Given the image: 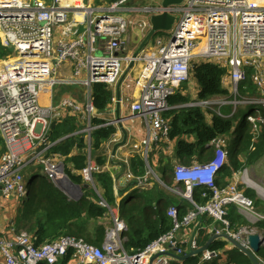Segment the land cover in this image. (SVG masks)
Segmentation results:
<instances>
[{
  "label": "built area",
  "instance_id": "2783aa9c",
  "mask_svg": "<svg viewBox=\"0 0 264 264\" xmlns=\"http://www.w3.org/2000/svg\"><path fill=\"white\" fill-rule=\"evenodd\" d=\"M164 12L175 16L170 30H160L169 37L157 36L153 45H146L131 68L139 67L138 75H126L133 52L152 28L151 17ZM135 32L138 42L133 41ZM0 43L11 50L0 59V134L8 148L0 155V212L5 198L31 194L26 179L37 178L34 168L40 166L51 180H67L63 157L48 153L64 138L52 141L49 135L55 124L73 113L85 125L80 132L88 144L86 165L80 174L83 182L100 196L99 204L111 218L102 246L69 236L38 246L27 231L11 227L0 234V255L5 264H56L70 249L73 254L68 264L182 263V256L201 247L199 228L206 218L213 221L211 233H228L251 250L249 234L264 236L255 225L264 221V212L257 211L254 200L241 186L255 183L247 168L234 171L225 185L217 180L228 160L229 137L213 140L215 152L210 160L176 163L171 185L162 180L149 159L160 142L174 140L169 136L171 119L165 113L175 107L170 105V97L190 82L195 60H213L228 67L224 83L232 98L196 97L182 106L211 109L214 104H231L233 112L239 105L264 106V0H183L167 6L163 0H116L99 5L93 0H0ZM249 76L259 93L256 98L248 97L242 90L247 89L243 84ZM121 79V86L140 90L130 104L128 119L133 123L140 119L146 128L142 140L133 145L134 152L144 158L146 171L136 175L131 171L130 158L122 159L127 167L124 183L133 181V190L152 187L157 181L190 204L182 218L178 206L171 204L167 213L173 227L135 253L126 248V220L118 207L102 197L96 185L95 173L103 168L93 159L91 149V134L97 128L92 123L97 115L93 86L104 83L116 91ZM42 95L47 97L43 105ZM77 101L85 102V106L81 108ZM259 114L256 108L246 115L254 128L261 121ZM106 124L117 125L113 120ZM118 140L115 136L112 142ZM172 149L167 146L168 151ZM257 185L262 194L257 191L259 196L264 197V189ZM197 190L203 197L207 191L212 196L206 202H198L194 197ZM231 205L238 206L248 225L232 224ZM216 240L225 241V247L208 248L194 255L199 258L190 264H230L227 250L235 246L225 237ZM259 260L264 264L263 259Z\"/></svg>",
  "mask_w": 264,
  "mask_h": 264
},
{
  "label": "trees",
  "instance_id": "16d2710c",
  "mask_svg": "<svg viewBox=\"0 0 264 264\" xmlns=\"http://www.w3.org/2000/svg\"><path fill=\"white\" fill-rule=\"evenodd\" d=\"M94 1V4L99 5L116 0ZM10 53L11 50L0 43V59L5 58ZM190 72L191 78L198 85L196 95L198 99L230 100L232 98L224 83L229 74L228 67L213 60H195ZM243 85L247 87L243 93L248 94V97L256 98L259 96L250 76ZM186 86L183 84L170 97V105L175 107L165 113V116L171 119L169 136L171 139L178 137V140L175 146V156H163L160 159L159 172L161 178L165 183L171 185L174 183L176 163L188 165L196 160L199 162L210 160L215 150L213 140L219 136H227L229 137L226 147L228 160L221 170V176L219 175L220 177L217 179L220 184L225 185L232 178L234 171L242 170L264 156V106L239 105L234 112L231 104H214L211 109H204L201 106H182L191 102L193 98L190 93L183 91ZM114 96L115 91L110 86L104 83H96L92 93L96 112L111 109ZM256 108L260 110L259 116L261 118V121L258 122V128H254V124L246 119L247 113ZM236 122L241 125L242 132L238 142L234 146H230V133L233 131ZM92 123L97 126L91 134L92 156L95 162L103 168L95 173L96 185L100 189L102 197L110 205L118 207L120 216L128 224V230L125 234L127 250L130 253L138 252L173 227L172 219L167 213L171 204L178 206L179 218L186 214L190 204L183 197L175 195L155 181L152 187L134 188L129 197L122 200L118 205L115 196V180L112 172L106 169L109 159L104 153L105 145L115 138L118 127L115 124H106L107 120L99 118L96 114L92 118ZM84 127L85 125L80 124L75 114L69 113L62 122L53 126L49 135L52 141L66 136L52 147V151L63 157L64 169L68 178L74 183L82 185L83 193L79 199H72L66 195L53 180L48 178L40 166L33 169V172L36 173V179H42L40 181H35V179L31 194L22 198L15 227L17 231L23 229L31 234L38 246L65 236L81 238L95 246H102L104 242L106 228L111 223V218L106 208L99 204L100 196L91 185H85L80 174L86 165L85 152L88 147L85 134L80 132ZM186 134H191L193 138L185 137ZM7 149L0 134V155L7 152ZM119 168L123 172L127 169L122 162L119 163ZM130 168L136 175L144 174L146 166L143 157L135 155L130 158ZM133 184V181L126 182L125 190L131 188ZM244 189H246L245 194L254 200L257 211H262L264 201L252 189L248 187ZM207 192L208 195L203 197L202 192L197 190L194 197L198 202H206L212 196L210 191ZM231 206L229 219L232 224L234 226L248 225L247 221L245 224H240L236 219L231 218L233 214ZM212 223V219L206 218L205 222L201 224L198 237L199 246H203L210 238L209 229ZM225 245V241L216 240L209 248L221 249ZM227 252L230 264H253L250 257L237 248L228 249ZM72 254L73 250L70 249L67 255L56 264H68ZM257 256L264 260V245ZM198 258L199 256H192L182 263H194ZM182 263L177 260L172 262V264ZM40 264L47 263L41 262Z\"/></svg>",
  "mask_w": 264,
  "mask_h": 264
},
{
  "label": "crops",
  "instance_id": "0c3cea01",
  "mask_svg": "<svg viewBox=\"0 0 264 264\" xmlns=\"http://www.w3.org/2000/svg\"><path fill=\"white\" fill-rule=\"evenodd\" d=\"M95 2V1H94ZM138 42V35L135 32L133 34V41ZM140 71L139 67H136L134 69H130L126 71V75L130 74L133 76H137L138 73ZM226 79V78H225ZM186 85V84H184ZM197 86V85H196ZM184 87V86H183ZM116 89V88H115ZM184 90V89H183ZM115 95H116V91H115ZM140 95V90L138 88H126L124 86H121V106H120V114L124 119V124L125 126L129 127V136H128V140L126 145L120 147L117 150L116 156L112 155V149L113 146L115 144V142H107V144L105 145L104 148V153L107 155L109 162L106 165V169H109L112 172L113 178L115 180V196H116V203L120 204V202L122 200H125L129 197L130 192L132 191L131 188L125 190V172L121 171V169L119 168V163L121 162L122 159L125 158H132L135 155H139L138 153L134 152V148L133 145L136 143H139L142 138L144 137L145 133H146V128H139L136 129L133 124V122H131L128 117L131 115V109H130V104L132 102V100H135L138 96ZM196 96H193L192 100L195 99ZM117 105H116V101L113 103L112 108L109 109L108 111H104V112H97V116L99 118H104L105 120L111 121L114 120L116 118V113H115V109H116ZM118 139H120L122 137V132L121 130L118 128V131L115 135ZM66 136H63L62 138H65ZM193 140V139H192ZM172 146V150L168 151L167 150V146ZM176 146V145H175ZM175 146H174V141H171L169 143H165L164 145L158 147L155 150V157L153 158L154 160V164L152 165L153 168L158 172H159V168H160V159L165 156V157H174L175 155ZM52 149L48 152L49 154H52ZM215 152V150H214ZM212 157L214 156V153H212ZM144 159V158H143ZM263 159L264 156H262V158H260L259 160L255 161L254 163H251L250 165H248L247 167L250 168H254V167H262L263 165ZM60 161V160H59ZM63 164H64V160ZM174 162V160H173ZM151 163V162H150ZM134 172V171H133ZM135 173V172H134ZM136 174V173H135ZM143 174V173H141ZM139 174V175H141ZM222 174V173H221ZM220 174V176H221ZM219 176V177H220ZM250 178V177H249ZM83 179V178H82ZM253 182L257 183L255 180H253L252 178H250ZM53 182L62 190L64 191V193L66 195H68L70 198L72 199H79L83 193V189L80 192L77 188L71 186V184L64 178H57L55 181L53 180ZM67 182H68V187H67ZM253 183L254 185L258 186L257 184ZM76 185H80L75 183ZM87 183H85L86 185ZM259 184V183H258ZM89 185V184H88ZM82 187V185H80ZM241 186H245L246 185H241ZM249 189H256V191L260 192L259 186L253 187L250 186L248 187ZM122 190V191H120ZM124 190V191H123ZM257 192V195L259 196ZM260 197V196H259ZM261 199L263 197H260ZM20 199H18L16 196H12L9 198H5L3 200L2 203V208H1V212H0V234H4L5 232H7V230L11 227L15 226V221L17 220L16 217L18 216L19 213V208L21 206L20 205H15L16 202H19ZM264 201V199H262ZM21 202V201H20ZM17 226V224H16ZM194 227V226H193ZM212 229V227H210ZM23 230V229H22ZM21 231V230H19ZM0 264H5V260L2 257V255H0Z\"/></svg>",
  "mask_w": 264,
  "mask_h": 264
},
{
  "label": "water",
  "instance_id": "95a60500",
  "mask_svg": "<svg viewBox=\"0 0 264 264\" xmlns=\"http://www.w3.org/2000/svg\"><path fill=\"white\" fill-rule=\"evenodd\" d=\"M183 0H163V5L167 6L169 4H177L181 3ZM175 21V16L170 14L169 12H164L161 14H155L151 17V22H152V28L150 29L149 33L143 38V40L140 42L139 46L136 48V50L133 52V60L129 64V69L133 68L134 65L136 64V59L139 56V53L145 48L147 45L149 39L157 32L160 30H170L173 27ZM122 80L119 82L116 88V118L113 120L116 122L117 127L121 130L122 132V137L115 142L113 149H112V155L116 156L117 150L126 145L128 136H129V127L125 126L124 124V119L120 114V106H121V83ZM67 181L71 184V186L77 188L80 192L82 191V187L80 185H76L73 181H71L68 177ZM68 182H67V187H68ZM86 186H89L86 184ZM219 237H225L227 240H229L235 248L239 249L243 253H245L247 256L250 257L252 260L253 264H261L257 253L260 251L261 247L264 245V236H259L258 234H249L248 240L250 242V246L252 247L251 249L246 248L243 246L239 241L234 239L231 235L228 233H221L218 234L216 233V230H213L211 233L210 238L208 241L201 247L191 250L187 255L182 256V259H188L194 255H198L205 250L209 248V246L215 241L216 238Z\"/></svg>",
  "mask_w": 264,
  "mask_h": 264
},
{
  "label": "rangeland",
  "instance_id": "374dc122",
  "mask_svg": "<svg viewBox=\"0 0 264 264\" xmlns=\"http://www.w3.org/2000/svg\"><path fill=\"white\" fill-rule=\"evenodd\" d=\"M93 2H94V0H93ZM84 29H85V26L82 25L80 27V30L83 31ZM157 36H162V37H164V38L167 39L169 37V34L167 32H165V31H157L149 39V41L147 43V46L148 45H153ZM61 73H62V70H60L58 72V75H61ZM186 85L187 86L183 90L184 92H186V93L188 92L192 96L197 95V91H198L197 90L198 89L197 86L198 85H197L196 81L193 78H191L190 82L189 83H186ZM242 90H244V89L242 88ZM41 100H42V105L47 103V97L46 96L42 95V99ZM77 102H78V104H79V106L81 108H83L85 106V102H83V101H77ZM207 114H210V113H207ZM208 117L210 118V115H208ZM209 121H210V119H209ZM133 126L136 129L144 128V125L141 123L140 119H136L135 120V123L133 124ZM241 132H242V127H241L240 124H238L236 122L235 123V129L230 133V146H234L238 142V140L240 138ZM181 137H183V136H181ZM185 137L193 138V136L191 134H186ZM177 140H178V137L173 140L174 141V146L176 145ZM164 144H165V142H160V145L159 146H162ZM156 149L157 148L154 147V150L152 152H150V154H149V159H150V162H151L152 165L154 164V161H153L154 159L153 158L156 155V153H155V150ZM246 168H247L246 170H247L248 176L250 178H252L253 180H255L257 182V184L259 183V185L262 186V188L264 189V159H263V165H262V167H257L256 166L254 168H250V167H246ZM41 179L42 178H38L35 181H40ZM26 181H27V183L29 185V189L32 190L33 183L35 182L34 179L28 177L26 179ZM245 190L246 189H244V192H245ZM253 191H255L256 194H257L256 189H254ZM17 198L20 199V200H19V202H16L15 205H20V203H21L20 201H22V198L21 197H17ZM262 199H264V197ZM231 208H232V212H233L231 218L232 219H236L240 224H245L247 220L240 213L238 206L237 205H232ZM259 212H264V209H262V211H259ZM255 225L258 226V228L264 232V221H258V222L255 223Z\"/></svg>",
  "mask_w": 264,
  "mask_h": 264
},
{
  "label": "bare ground",
  "instance_id": "6f19581e",
  "mask_svg": "<svg viewBox=\"0 0 264 264\" xmlns=\"http://www.w3.org/2000/svg\"><path fill=\"white\" fill-rule=\"evenodd\" d=\"M250 186H253V187H256V188L258 187V186L254 185V184H252V185H250ZM260 194H261V193H260ZM261 195H262V194H261Z\"/></svg>",
  "mask_w": 264,
  "mask_h": 264
}]
</instances>
